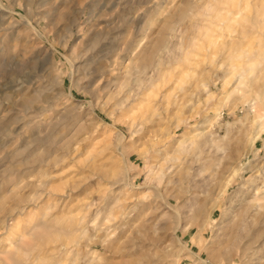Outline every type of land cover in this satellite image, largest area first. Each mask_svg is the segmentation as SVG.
Masks as SVG:
<instances>
[{"label": "rangeland", "instance_id": "rangeland-1", "mask_svg": "<svg viewBox=\"0 0 264 264\" xmlns=\"http://www.w3.org/2000/svg\"><path fill=\"white\" fill-rule=\"evenodd\" d=\"M27 1L0 0V264H264V104L225 85L241 43L264 99V0L235 31L224 0Z\"/></svg>", "mask_w": 264, "mask_h": 264}, {"label": "bare ground", "instance_id": "bare-ground-1", "mask_svg": "<svg viewBox=\"0 0 264 264\" xmlns=\"http://www.w3.org/2000/svg\"><path fill=\"white\" fill-rule=\"evenodd\" d=\"M48 1L49 0H41L40 1V3H39V8H42V7H45L46 5H48ZM36 1L35 0H28L27 1V4H28V6L31 8L32 7V5L35 3ZM194 2H196V1H194ZM62 3H63V1H62ZM64 3H67L66 1L64 2ZM62 4L63 6H65V4ZM197 3V2H196ZM251 3V2H250ZM195 4V3H194ZM192 2H190L187 6L188 7H192L193 5H194ZM221 4L222 5H226L229 9L227 10V12H226V14L228 15V14H230L231 16V18H227L228 16H225V15H223L222 13H220L221 11H218L217 9H215L214 10V12H217V16H216V19H217V21L218 22H220V23H222V22H225V21H228L229 22V24H230V26L229 27H222L223 28V30H231V31H235L234 30V27H233V25H235V24H237L238 23V21H237V19H239V18H241V14H242V12H244V11H247L248 9H249V6H250V4H249V0H224L223 1V3L221 2ZM207 6V5H206ZM209 6H211V5H209ZM187 7V8H188ZM1 8V7H0ZM212 8H214V7H212ZM212 8H211V11H212ZM63 9V8H62ZM194 9V8H193ZM233 9H236V11H233ZM57 11H58V9H56ZM186 11V10H185ZM184 11V12H185ZM65 12V11H64ZM219 12V13H218ZM263 14H264V9H263ZM52 13V12H51ZM213 13V12H212ZM63 14V13H62ZM211 15V14H210ZM215 15V14H214ZM183 16H185V13H183ZM236 16H239V17H236ZM244 17V16H243ZM237 18V19H236ZM214 19V18H213ZM244 19V18H243ZM248 19V18H247ZM240 20V19H239ZM249 20V19H248ZM155 21H154V17L151 15V18L150 19H148V24H147V27H153V25L155 24L154 23ZM249 22H250V20H249ZM252 23H250V24H253V25H257V21L256 20H253V18H252V21H251ZM239 24V23H238ZM262 25L264 26V23H262ZM148 28V29H149ZM145 29V28H144ZM165 30V29H164ZM167 30V29H166ZM147 31H146V29L144 30V35H145V33H146ZM168 32H164V31H162L161 33H160V35L161 36H164L165 34H167ZM143 36V35H142ZM141 36V37H142ZM144 38V37H143ZM104 39V36H101V35H98V36H96V37H94V38H92V40H91V45H90V47H91V50L92 49H95V48H97L99 45H100V43L102 42V40ZM138 41V40H137ZM141 41H142V39H141ZM141 41H139L138 43H140ZM165 41H164V39H163V37H160V41H157L156 42V46H159L160 45V47H159V50L161 51V47H162V45H163V43H164ZM211 44H213V45H215V41L213 42V41H211L210 42ZM138 46V45H137ZM155 47V46H154ZM89 48V47H88ZM153 48V47H152ZM241 48H242V45H241V43H239V44H237V46L236 45H234V44H232L231 45V47L229 48V50H230V55H229V59L231 60V63H230V69H233V70H239V71H241V72H239V74H238V76L236 77L234 74H232V73H230V77L227 79V80H225V85H228V83L230 82V81H232L234 78H236V87L234 88V91H233V93L235 94V93H238L239 95H240V97L242 98V99H245V102H248V101H259L261 104H264V99H262V97H261V95L260 94H258V93H253V92H250V94H248V93H243V88L244 87H247L246 86V84H245V79H246V75H248V74H251V73H253V71H254V69H255V67H256V65H255V63H246L245 65H243V66H241V65H238V64H232V60H233V58H235L236 56H238V54L240 53V50H241ZM136 49V48H135ZM150 49V48H149ZM146 51V50H145ZM259 53H260V55H264V53L263 52H260L259 51ZM228 59V58H227ZM146 59H139V60H137L138 61V63L135 65L136 66V68H138V69H140V70H145V69H147L148 68V64L146 65V66H144V61H145ZM23 61H25V60H21V62H23ZM247 65V68L245 67ZM133 66V65H132ZM128 68V67H127ZM130 71L133 69V67L132 68H128ZM128 70V71H129ZM123 85H124V87L127 85V81L125 82V83H123L122 84V88H123ZM203 86H205V85H203ZM250 97H252V100H249V98ZM229 98V96H226L225 98H224V100L223 101H226L227 99ZM253 112H254V114H255V124H256V122L257 123H259V126H260V130H259V133L260 132H263L264 131V123H263V121L261 122L260 120L263 118V115L261 114V113H259L258 111H257V109L256 108H254V110H253ZM219 115V114H218ZM217 117V116H216ZM218 118V117H217ZM198 136H200V135H194V136H192L191 138H189V139H191L192 141L194 140V139H196ZM186 141H184V143H185ZM184 143H182V145H184ZM193 143V142H192ZM237 174H238V171L237 170H234L233 172H232V175L230 176V179H229V182H228V184H231V182L234 180V178L235 177H237ZM227 184V185H228ZM227 187V186H226ZM259 190H261V189H258L257 191H259ZM225 191H226V189L225 190H223V191H221V193H225ZM261 192H262V190H261ZM256 194V193H255ZM260 194V193H259ZM260 196V195H259ZM253 199V198H252ZM262 200L264 199V197L263 198H261ZM254 200H258V197L256 198H254ZM249 203V202H248ZM255 203V202H254ZM255 205V204H254ZM263 208V207H262ZM257 211V210H256ZM255 211V212H256ZM247 221V220H246Z\"/></svg>", "mask_w": 264, "mask_h": 264}]
</instances>
